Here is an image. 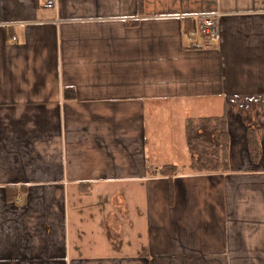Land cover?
Listing matches in <instances>:
<instances>
[{"label": "crops", "instance_id": "crops-1", "mask_svg": "<svg viewBox=\"0 0 264 264\" xmlns=\"http://www.w3.org/2000/svg\"><path fill=\"white\" fill-rule=\"evenodd\" d=\"M142 8L0 0V264H264V0ZM224 116L232 170L192 172L187 121Z\"/></svg>", "mask_w": 264, "mask_h": 264}, {"label": "trees", "instance_id": "trees-1", "mask_svg": "<svg viewBox=\"0 0 264 264\" xmlns=\"http://www.w3.org/2000/svg\"><path fill=\"white\" fill-rule=\"evenodd\" d=\"M144 0H138L139 11L143 10ZM252 104V103H251ZM249 104V105H251ZM253 109L256 110V106ZM256 105V104H255ZM229 117L189 119L186 123L187 147L191 156L190 170L194 173H226L232 170L230 159ZM257 128L246 129L247 145L253 162L261 159L263 149ZM178 173L175 166H166L158 174L174 177ZM9 201H14L17 193L13 188L7 190Z\"/></svg>", "mask_w": 264, "mask_h": 264}, {"label": "built area", "instance_id": "built-area-1", "mask_svg": "<svg viewBox=\"0 0 264 264\" xmlns=\"http://www.w3.org/2000/svg\"><path fill=\"white\" fill-rule=\"evenodd\" d=\"M41 7L45 9H57L59 0H39ZM198 29L190 34L191 44L197 48L199 44L196 42L198 33L207 41V44L216 46L220 42V33L218 28L217 16H202L196 18Z\"/></svg>", "mask_w": 264, "mask_h": 264}, {"label": "rangeland", "instance_id": "rangeland-1", "mask_svg": "<svg viewBox=\"0 0 264 264\" xmlns=\"http://www.w3.org/2000/svg\"><path fill=\"white\" fill-rule=\"evenodd\" d=\"M252 106H253L252 104H251V105H249V107H248V112H250V111L252 110V109H251V108H252ZM234 110L236 111V112L234 111V112H235V114H236V113H240V112H241V110H240L239 108H235V107H234ZM263 113H264V110H263ZM240 114L244 115L243 113H240Z\"/></svg>", "mask_w": 264, "mask_h": 264}]
</instances>
